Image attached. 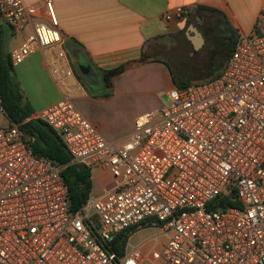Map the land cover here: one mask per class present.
Listing matches in <instances>:
<instances>
[{
  "label": "built area",
  "instance_id": "2783aa9c",
  "mask_svg": "<svg viewBox=\"0 0 264 264\" xmlns=\"http://www.w3.org/2000/svg\"><path fill=\"white\" fill-rule=\"evenodd\" d=\"M190 13L175 7L163 19ZM0 21L14 36L31 28L12 65L43 54L61 93L25 121L47 123L92 179L100 168L112 179L71 212L62 168L33 153L0 96V264H264V1L220 75L169 90L170 102L137 116L124 140L107 139L76 107L84 89L54 0H0ZM225 195L239 206L210 205ZM148 221L141 229H159L165 243L146 252L132 235L123 254L112 250L118 234Z\"/></svg>",
  "mask_w": 264,
  "mask_h": 264
},
{
  "label": "crops",
  "instance_id": "0c3cea01",
  "mask_svg": "<svg viewBox=\"0 0 264 264\" xmlns=\"http://www.w3.org/2000/svg\"><path fill=\"white\" fill-rule=\"evenodd\" d=\"M22 1L27 4L40 5L44 0ZM263 1L54 0L59 30L65 40V48L75 71L76 79L84 89V92L76 90L73 93L76 107L87 119L98 126L100 132L107 139L113 140V133L100 126L93 115L96 106L107 101L135 103L139 97L146 95L147 92H152L157 85L162 83L169 92L172 88L177 87L173 79V69L160 56L143 63H132L120 75L122 77L119 85L116 79L120 76L114 80L110 96L105 95L107 91L102 94L91 95L80 78V76H84L90 85L95 83L85 73V63L88 62L92 68L97 67L101 71L102 69L116 68L120 59L125 60L127 57L136 54H148L151 49H156L161 53V47L168 38L173 39L185 28L189 31V26L193 24L189 25L188 22L195 12L212 14L210 17L217 18L214 19L216 24L219 22L218 18L220 17L225 23L224 32L226 34L230 26L236 30L238 35L249 33L256 26ZM180 6L190 7L191 13L181 20L165 21L163 19L165 12ZM248 8H250L248 17L250 20L244 24L241 15ZM196 19L200 21L199 17ZM213 27L217 26L214 24ZM30 32L31 28L28 27L22 33L16 35L19 38L17 42L9 43L8 51L10 52L13 47L22 43ZM220 35L216 36L213 30L207 31L208 42H206L203 34L204 42L199 45L198 49L194 50H200L203 45L218 41ZM11 36L14 35L10 32ZM186 38L193 47L194 44L188 38L187 32ZM47 59L48 57L46 58L43 54L36 53L22 64L14 67L15 79L20 84L23 92L24 105L32 110V115L54 104L61 97V93L48 70ZM93 78L95 81L96 78ZM159 105L158 100H156L148 107L138 109L132 115L128 128L118 140H124L130 135L137 116L151 110H157L161 107ZM93 182V192L96 196L102 195L104 189L112 188V179L103 168L96 171Z\"/></svg>",
  "mask_w": 264,
  "mask_h": 264
},
{
  "label": "rangeland",
  "instance_id": "374dc122",
  "mask_svg": "<svg viewBox=\"0 0 264 264\" xmlns=\"http://www.w3.org/2000/svg\"><path fill=\"white\" fill-rule=\"evenodd\" d=\"M206 14L208 16H212V14ZM249 14L250 8L243 11L241 17L242 20H244V24L249 22ZM197 15L198 12H195L192 15L191 19L188 22L189 25H195ZM215 18L216 17L214 16L213 18L209 17L210 21L213 23L212 25L215 24L217 26L215 29L213 28V32H215L216 36L220 35V33H223L219 36L218 41L205 44L200 50L196 51L186 38V32L189 31H187L185 28L173 39L168 38L165 41V44H163V46L161 47V53H159L156 49H151L150 53H148L147 55H149L150 58H156L157 56H160L165 62L169 63L173 69L177 84L203 83L215 78L220 73L221 69L227 64L232 54V39L230 38H232L231 36L233 35V32L236 35V30L231 26L226 34L224 32V21L219 17L218 25V23L216 24V21L214 20ZM199 19L201 20L202 18L199 17ZM18 38L19 37L17 36L9 37L6 44V50H9V43L17 42ZM140 57L141 55L136 54L127 57L125 60L120 59L119 64L116 66V68L121 65L138 61ZM102 70L106 71L107 69ZM93 71L95 73L96 79L94 81V78L91 77L90 80L92 82H95L94 84L90 85L85 80L84 76V78L80 76L81 81L83 82L84 86H86L88 92L91 95L97 93L102 94L107 91L106 83L103 79V74L97 67H93ZM121 77L122 76L116 79L118 85L121 83ZM156 100H158L160 104L159 107L170 102L168 91L164 87L163 83L157 85L155 87V90H153L152 92H147L146 95L139 97L138 101H135V103H116L109 101L101 103L96 106L93 111V115L98 120L100 126L104 127L108 132L113 133V140H118L128 128L132 115L141 107H148ZM8 124H10V120L7 116H5L4 125ZM131 241L133 245H141L143 249L148 252L161 243H165L167 241V236L162 235V232L159 229L145 228L135 232L132 236Z\"/></svg>",
  "mask_w": 264,
  "mask_h": 264
},
{
  "label": "trees",
  "instance_id": "16d2710c",
  "mask_svg": "<svg viewBox=\"0 0 264 264\" xmlns=\"http://www.w3.org/2000/svg\"><path fill=\"white\" fill-rule=\"evenodd\" d=\"M9 37V28L0 21V96L2 105L11 122L20 124L24 133V139L33 153L37 157L62 168L61 175L68 189L70 210L71 212H76L88 201L93 191L94 182L92 179V173L87 167L71 163L70 155L64 143L47 123L36 118L25 121L26 118L32 116L33 112L24 105L21 86L14 76V66L11 63L9 51L6 50V44ZM231 37L233 51L238 38V33L236 32L235 35L233 32ZM150 59L149 55L143 54L138 61L133 63L139 64ZM130 64L128 63L117 68L101 71L108 89L105 94L106 96L111 95L114 80L125 72ZM173 79L177 87L190 85L177 84L174 73ZM233 197L234 195L219 197L210 205L239 206V203L232 199ZM149 222L150 221L143 223L142 227L127 229L118 234L113 242L112 250L123 254L128 239Z\"/></svg>",
  "mask_w": 264,
  "mask_h": 264
},
{
  "label": "water",
  "instance_id": "95a60500",
  "mask_svg": "<svg viewBox=\"0 0 264 264\" xmlns=\"http://www.w3.org/2000/svg\"><path fill=\"white\" fill-rule=\"evenodd\" d=\"M187 36L190 39V41L194 44V49H198L199 45L204 42L203 34L198 29L197 26L190 25L189 26V32H187ZM85 73L91 77H95V73L93 71V68L91 65L87 62L85 63Z\"/></svg>",
  "mask_w": 264,
  "mask_h": 264
},
{
  "label": "flooded vegetation",
  "instance_id": "af4514ba",
  "mask_svg": "<svg viewBox=\"0 0 264 264\" xmlns=\"http://www.w3.org/2000/svg\"><path fill=\"white\" fill-rule=\"evenodd\" d=\"M197 17H202V19L200 21L196 19L195 25L199 30L202 31L205 36L206 42H208L207 31L213 30V28L215 29L216 27H213V23L209 19L210 16H208L207 14L198 13Z\"/></svg>",
  "mask_w": 264,
  "mask_h": 264
}]
</instances>
